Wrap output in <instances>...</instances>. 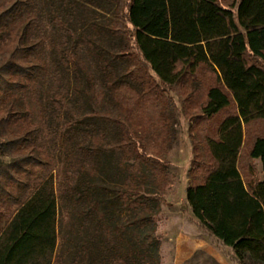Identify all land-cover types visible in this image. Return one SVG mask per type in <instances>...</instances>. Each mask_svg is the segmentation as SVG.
I'll return each mask as SVG.
<instances>
[{"label": "trees", "instance_id": "1", "mask_svg": "<svg viewBox=\"0 0 264 264\" xmlns=\"http://www.w3.org/2000/svg\"><path fill=\"white\" fill-rule=\"evenodd\" d=\"M114 1L113 16L123 21L110 31L119 36V57L127 68L131 60L126 30L132 31L143 61L164 85L195 78L199 66L209 69L201 74L204 100L193 120L204 128L211 125L214 136L206 135L208 160L205 165L198 161L185 188L186 204L205 231L233 248L240 264L243 254L264 264V0H239L235 13L232 1ZM26 5L27 0L0 5V35ZM37 46L26 33L3 47L0 104L10 94L22 103L23 91L42 70L33 58ZM94 56L104 90L95 93L92 88L93 98L98 106L107 102L117 109L114 92L135 85L120 78L101 54ZM153 101L158 110L164 108ZM128 116L115 120L116 146L99 127L83 130L87 140L77 147L80 164L75 178L62 183L59 198L52 176L44 175L31 192L11 200V210L0 211V264H160L156 230L170 179L166 164L151 156L147 137L132 127ZM16 117V112L0 110V158L9 159L0 161V200L10 195L8 187L18 185V175L34 161L21 153L27 135L10 127ZM157 117L166 119L160 110ZM70 138L61 137L60 144ZM50 139L55 142L52 135ZM256 159L261 180L253 168ZM59 199L81 207L77 226L75 220L68 230L62 223L58 226Z\"/></svg>", "mask_w": 264, "mask_h": 264}, {"label": "rangeland", "instance_id": "2", "mask_svg": "<svg viewBox=\"0 0 264 264\" xmlns=\"http://www.w3.org/2000/svg\"><path fill=\"white\" fill-rule=\"evenodd\" d=\"M13 1L15 0H0V5L6 6ZM27 1L28 5L18 12V16L1 29L0 63L3 47L11 39L29 33L31 39L38 42L33 50V58L42 66V70L23 91L22 103L15 94H10L4 97L0 110L17 113L10 127L13 132L27 135L29 141L21 153L29 155L34 161L26 166V172L18 175L21 182L8 187L10 195L0 200L6 203L0 206V211L11 210V200L20 192H31L44 175L52 176L54 190L59 198L62 183L75 178L80 164L82 156L77 147L87 140V133L83 130L99 127L106 133V140L110 145L116 146L115 135L118 128L115 120L119 115L128 114L132 119V127L147 137L145 143L151 156L160 157L166 164L170 185L161 198L156 234L161 239L160 243H163V247H159V254H171L172 245L168 240L169 229L165 220L175 213L182 214L189 220L193 218L192 213L186 211L188 206L184 190L197 169L198 161L205 165L208 160L206 135L214 136L211 125L210 128H204L196 119L193 120L199 113L197 108L204 100L201 74L207 75L210 73L209 69L199 66L193 75L195 78L188 76L174 85H164L143 61L134 43L132 31L125 29L130 36L131 62L127 68L119 57V36L110 31V28L117 27L123 21L113 16L116 5L114 0ZM231 1L234 2L232 10L235 13L239 0H220L225 4ZM95 53L101 54L113 65L120 78H129L128 81L138 90L126 86L116 90L114 95L120 102L117 109L107 102L98 106L93 98L92 88L95 93L104 90L103 74ZM128 71L130 76L126 77ZM147 74L151 76L150 79ZM147 86L152 87L150 91L154 95L150 91L143 93ZM154 99L164 106L159 109L166 118L164 121L157 117L159 110ZM122 125H125L124 122ZM33 129L38 132H31ZM51 135L54 143L50 139ZM63 136L71 138L60 144ZM152 146L156 151L151 149ZM0 161L7 163L9 159L1 157ZM253 168L257 179L261 180L263 172L256 160H253ZM198 172L200 171L196 173ZM58 205V226L62 223V228L68 230L73 220L77 226V215L81 207L61 202L60 199ZM83 223L88 227L90 225L88 219H84ZM209 237L212 246L222 257L233 264H240L232 247ZM60 241L59 237L56 256L60 251ZM63 254L68 260L69 255L66 252ZM240 262L263 264L246 254L240 257ZM54 264L58 262L54 260ZM184 264L220 263L205 251L199 250Z\"/></svg>", "mask_w": 264, "mask_h": 264}, {"label": "crops", "instance_id": "3", "mask_svg": "<svg viewBox=\"0 0 264 264\" xmlns=\"http://www.w3.org/2000/svg\"><path fill=\"white\" fill-rule=\"evenodd\" d=\"M256 161L260 164L259 159H256ZM186 211L191 212L189 207H187ZM165 222L167 229H169L167 235L169 243L172 245V252L169 255H164L161 252L160 264H184L199 250L205 251L213 258H216L220 264H233L214 249L209 236L216 237L210 233L207 234L194 217L189 220L182 214L175 213L170 215ZM160 245L162 248L163 243H160Z\"/></svg>", "mask_w": 264, "mask_h": 264}]
</instances>
